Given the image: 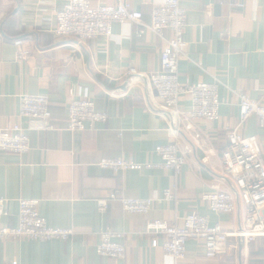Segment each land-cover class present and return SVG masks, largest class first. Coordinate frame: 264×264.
Masks as SVG:
<instances>
[{
	"label": "crops",
	"instance_id": "0c3cea01",
	"mask_svg": "<svg viewBox=\"0 0 264 264\" xmlns=\"http://www.w3.org/2000/svg\"><path fill=\"white\" fill-rule=\"evenodd\" d=\"M69 0H0V128L20 123V96L45 94L50 101L54 129L29 130L32 149L27 153L0 151V197L9 200L7 226L19 223V200H39V210L49 225L73 228L71 240L0 239V264H122L96 250L102 230L125 233L128 264H173L163 249L165 238L147 232L151 220L181 224L196 211L219 222L228 231L244 225L245 205L238 202L233 214L210 210L203 194L214 184L227 183L222 176L223 153L230 132L240 122L236 92L264 103V0H181L187 12L184 55L179 60L183 83L218 82L221 101L217 120H198L182 148L187 163L177 173L161 167L114 173L99 166L102 158H129L159 164L155 149L172 141L168 121L150 100L153 88L126 86L128 72L150 73L161 68L165 39L142 24L113 25L112 38L85 41L51 32L56 14ZM93 6L127 2L143 13L150 24L156 6L165 0H89ZM243 2L244 7L232 6ZM17 39L26 41L29 54L18 58ZM84 91L105 122L93 128L71 131L68 104L71 93ZM160 104V102H159ZM190 97L179 106L189 109ZM244 136H257L264 155V128L256 116L241 126ZM208 157L207 161L204 158ZM231 187V186H230ZM172 189L173 200L164 199ZM116 194L109 198V194ZM153 198L147 214L124 210L122 198ZM102 209L100 201L107 199ZM157 238L158 244L153 245ZM234 241L235 238H231ZM264 264V237L244 244L235 256L208 258L200 240L190 239L186 257L175 264Z\"/></svg>",
	"mask_w": 264,
	"mask_h": 264
},
{
	"label": "built area",
	"instance_id": "2783aa9c",
	"mask_svg": "<svg viewBox=\"0 0 264 264\" xmlns=\"http://www.w3.org/2000/svg\"><path fill=\"white\" fill-rule=\"evenodd\" d=\"M232 6L244 7L243 2H232ZM142 24L157 35L163 37L166 30L171 31L169 38L161 52V68L150 73L138 72L131 67L128 72V84L145 88H153L157 95L150 100L153 106L160 107L166 120L172 141L159 145L155 152L161 158L159 164L138 162L129 158H102L99 166L119 173L129 170L161 167L179 173L187 163V156L182 148L191 151L185 143L184 134L193 133L194 141L201 140V134L194 130V122L198 120H217L221 101L219 99V84L191 83L179 80V60L184 55L186 45L185 32L188 26L187 12L181 0H165L156 6L152 13L150 24H144L143 13L127 2L116 5L93 6L89 0H69L65 7L56 14V24L50 28L51 32L60 37L77 36L85 41L97 37L112 38L113 25ZM26 41L17 39L18 58H23L30 52ZM240 105V122L229 135L223 156L222 175L226 176L229 184H214L209 192L203 194L212 212L217 214H233L237 210V196L245 205L244 225L240 230L228 231L221 223H211L209 218L193 211L182 218L181 224H171L165 219L148 221L147 232L161 234L163 249L173 264L186 257L187 243L190 239L200 240L204 253L208 258L236 255L240 239L245 244L264 237V155L257 136H244L240 133V126L251 116H256L259 124L264 128V103L251 99L245 92H236ZM84 91L71 93L68 104V128L71 131L93 128L99 122H105L108 115L96 108L95 102L83 95ZM183 95L191 100L189 109L180 108L179 102ZM160 102V104H159ZM20 116L29 121V130L54 129L51 120L50 101L45 94L26 93L20 96ZM20 123L0 128V151L27 153L32 149L29 130ZM189 138V137H188ZM190 138V140L192 141ZM208 157L204 158L207 161ZM233 185V188H232ZM231 186V187H230ZM116 194H109L115 198ZM164 199L173 200L172 189H166ZM153 198H134L124 196L122 205L130 213L147 214ZM9 200L0 197V239L28 238L31 240H71L73 228L51 226L39 210V200L21 198L17 226H7L3 220L9 216ZM108 198L100 201L105 209ZM96 250L103 256H108L125 263L127 245L125 233L111 229L102 230ZM231 238H235L231 241ZM158 239L153 240V245Z\"/></svg>",
	"mask_w": 264,
	"mask_h": 264
},
{
	"label": "water",
	"instance_id": "95a60500",
	"mask_svg": "<svg viewBox=\"0 0 264 264\" xmlns=\"http://www.w3.org/2000/svg\"><path fill=\"white\" fill-rule=\"evenodd\" d=\"M128 78H127V81H126V86L128 87ZM147 86V85H146ZM184 138L186 139V140H188V142H191V140L188 138V136L187 135H185L184 134ZM223 176V175H222ZM225 178H226V180H228V178L226 177V176H224ZM229 181V180H228ZM230 182V181H229ZM231 183V182H230ZM232 188H233V185H232ZM240 201V199H239V197L237 196V204H238V202ZM245 244V241H244V239L242 238V239H240V241H239V250L241 251V249H242V246ZM239 258H240V262H241V264H242V258H241V254L239 255Z\"/></svg>",
	"mask_w": 264,
	"mask_h": 264
},
{
	"label": "rangeland",
	"instance_id": "374dc122",
	"mask_svg": "<svg viewBox=\"0 0 264 264\" xmlns=\"http://www.w3.org/2000/svg\"><path fill=\"white\" fill-rule=\"evenodd\" d=\"M250 243V242H249ZM238 251H239V249H238ZM233 256H235L234 254H232ZM231 256V255H230Z\"/></svg>",
	"mask_w": 264,
	"mask_h": 264
},
{
	"label": "trees",
	"instance_id": "16d2710c",
	"mask_svg": "<svg viewBox=\"0 0 264 264\" xmlns=\"http://www.w3.org/2000/svg\"><path fill=\"white\" fill-rule=\"evenodd\" d=\"M251 243V242H250Z\"/></svg>",
	"mask_w": 264,
	"mask_h": 264
}]
</instances>
